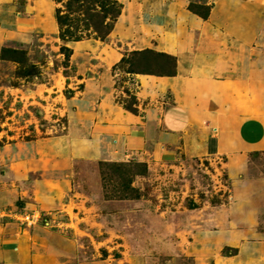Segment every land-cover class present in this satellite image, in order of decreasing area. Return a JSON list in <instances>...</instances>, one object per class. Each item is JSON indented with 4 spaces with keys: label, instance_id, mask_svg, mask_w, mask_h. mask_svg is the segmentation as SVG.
Segmentation results:
<instances>
[{
    "label": "rangeland",
    "instance_id": "374dc122",
    "mask_svg": "<svg viewBox=\"0 0 264 264\" xmlns=\"http://www.w3.org/2000/svg\"><path fill=\"white\" fill-rule=\"evenodd\" d=\"M66 1L0 0V264H264V151L237 136L264 95L228 65L264 91V0H116L104 41L61 39ZM143 50L176 75L126 73Z\"/></svg>",
    "mask_w": 264,
    "mask_h": 264
},
{
    "label": "trees",
    "instance_id": "16d2710c",
    "mask_svg": "<svg viewBox=\"0 0 264 264\" xmlns=\"http://www.w3.org/2000/svg\"><path fill=\"white\" fill-rule=\"evenodd\" d=\"M122 6L116 0H67L64 12H55L56 21L60 27V37L66 41H78L83 38V33L88 36L90 33L101 41L111 33L117 18L120 16ZM190 10L199 17L206 18L208 11L200 13L197 9L190 7ZM63 50L68 57L69 51ZM148 57H154L158 62L155 64L146 63ZM176 59L163 53H153L150 50L131 52L119 63L125 66L128 74H150L154 76L176 75ZM126 110L136 112V108L127 104ZM214 153L213 150H209ZM192 208V206L190 207Z\"/></svg>",
    "mask_w": 264,
    "mask_h": 264
},
{
    "label": "crops",
    "instance_id": "0c3cea01",
    "mask_svg": "<svg viewBox=\"0 0 264 264\" xmlns=\"http://www.w3.org/2000/svg\"><path fill=\"white\" fill-rule=\"evenodd\" d=\"M245 16V15H244ZM242 16L240 18H236L234 23L229 25V28L236 31L237 38L239 40H249L250 33L252 28L249 25L245 24V28L239 27L241 26L242 21H246L245 17ZM230 30V29H229ZM231 31V30H230ZM238 40V41H239ZM229 89L233 90L235 85L241 87V89H247L252 86V89L256 93V95H264V91H261L262 82L259 80L257 74L248 66V59H229ZM216 71H221V68L218 66L215 67ZM178 71L179 67H178ZM174 79V78H173ZM176 79V78H175ZM252 81V83H251ZM206 85L207 81H203L202 85ZM217 84H221L218 81ZM238 88V87H237ZM215 89L218 93H222L221 89H224L222 85H216L212 87V90ZM223 94V93H222ZM247 113V112H246ZM244 124L243 132L241 134L240 127ZM237 136L239 141L240 148L249 150V151H264V118L262 117H248L243 118L239 124H237ZM243 137H242V136ZM234 144V145H233ZM231 145L235 146L236 142H231Z\"/></svg>",
    "mask_w": 264,
    "mask_h": 264
}]
</instances>
